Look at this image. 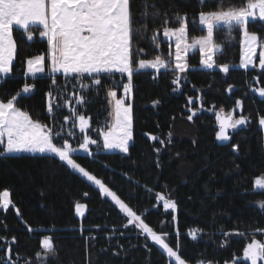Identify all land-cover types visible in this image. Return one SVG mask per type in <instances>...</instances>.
Masks as SVG:
<instances>
[{
	"label": "trees",
	"instance_id": "trees-1",
	"mask_svg": "<svg viewBox=\"0 0 264 264\" xmlns=\"http://www.w3.org/2000/svg\"><path fill=\"white\" fill-rule=\"evenodd\" d=\"M233 2L239 5L242 0ZM216 3L217 0H205L202 6L200 0H157L161 12H167L173 20L176 12L187 13L190 37L204 33L192 23L198 12L202 7ZM133 10L139 19L142 0H135ZM163 19V16L156 22L149 19L148 32L137 41L146 50L144 58L154 57L156 50L150 37L152 29L162 26ZM173 26L178 27L175 23ZM250 29L264 37V24L261 22L251 23ZM13 37L17 43V56L13 62V73L0 80V99L6 101L25 82L34 83V91L22 96L19 106L33 119L48 124L45 93L49 90L50 77L43 74L35 79L26 78L23 71L27 57L46 55L47 41L39 37L38 31L32 41L26 39L22 30H14ZM214 38L224 49L217 54V62L238 63L240 32L236 30L229 35L220 31ZM160 40V51L167 57L169 43L161 35ZM199 61L198 51L189 56L191 65L199 64ZM115 75L120 85L115 90L120 95L121 81L127 78ZM186 76L182 88L173 91L172 72L162 70L157 75L153 71H142L135 74L130 102L133 140L129 153L99 152L94 153V158L81 155L78 162L136 210L154 231L168 233L165 239L173 247L176 246L178 230L183 258L189 264H196L200 259L225 264L234 255L242 257L243 248L250 242L254 230L264 229V209L257 205L258 201L264 200V194L253 189V181L264 176V131L257 122L258 114H264V98L250 91V86L264 87V73L255 69L232 68L224 74L216 68L193 69ZM254 76L259 83L253 80ZM57 78L63 85V76L57 75ZM111 83L106 80L104 90L98 94L95 91L90 93L86 107L80 109L90 117L91 129L108 125L106 92ZM229 85H233L231 93L226 91ZM197 95L202 98V106L201 103L193 104L200 110L189 122L186 118L190 114L186 108L187 98L192 96L195 101ZM236 99L243 100L242 113L235 110ZM154 100L160 101L155 107L152 105ZM213 105L215 109L209 111ZM221 108L222 118L232 112L233 118L243 114L251 119L247 126L230 129L231 139L227 142L215 138L219 130L216 113ZM68 114L65 109L59 117L61 123L63 115ZM91 129L92 138L98 139V132ZM169 131L172 132V142L164 147L145 135L150 133L167 140ZM70 140L75 143L73 138ZM154 145L161 147L159 154L153 150ZM232 145H238V152L232 151ZM149 188L151 193L147 191ZM5 189L9 190L11 200L21 213L18 217L11 207L7 212L0 210V236L7 237L9 241L14 236L17 241L12 245L13 255L18 253L37 264L35 254L40 250V240L50 236L57 255L49 258L48 264H89V261L90 264H167L166 257L157 246L147 241L151 251L144 247L146 241L138 235V230L121 227L126 218L109 199L57 162L35 155L0 156V191ZM85 192L89 193L87 197ZM156 192L168 195L177 203L175 221L171 210L166 212L163 204L156 201ZM76 202L85 204L81 219L75 215ZM21 221L37 231L29 233ZM97 225L99 229L95 227ZM192 228L204 230L195 241L187 236ZM221 230L241 232L246 236L233 234L225 238ZM255 235L257 239L264 240V234ZM93 236L94 240L91 239ZM225 239L227 244L221 247V241ZM3 243L0 241V245ZM238 264L246 263L238 260Z\"/></svg>",
	"mask_w": 264,
	"mask_h": 264
},
{
	"label": "snow or ice",
	"instance_id": "snow-or-ice-1",
	"mask_svg": "<svg viewBox=\"0 0 264 264\" xmlns=\"http://www.w3.org/2000/svg\"><path fill=\"white\" fill-rule=\"evenodd\" d=\"M135 0H0V80L13 73L14 60L17 56V43L14 40V30H22L28 41L34 39V33L39 32V37L46 39L48 51L47 61L44 54L27 57L24 60V76L35 79L38 74H48L51 80L49 90L45 93V109L49 123L45 124L33 119L30 114L19 106V99L34 91L35 84L25 82L22 88L6 101L0 99V156H12L20 153L39 155L41 158L59 163L67 170L78 174L91 185L96 186L102 197H108L118 207L119 212L125 217L121 225L124 229H136L146 241L144 247L151 251L147 241L162 250L167 264H189L183 258L180 233H176V246L173 247L166 241L168 233L158 234L129 204L125 203L101 179L97 178L85 167L81 166L78 158L81 154L94 158L93 146L97 151H118L124 155L129 153L130 141L133 140L132 104L126 103L133 92V77L145 70H152L157 75L161 71L174 73L173 91L182 88V81L187 79L186 74L191 65L188 53L198 50L200 54L199 65L203 69L213 70L228 74L232 68L248 71L255 69L264 73V37L250 29V24L261 22L264 24V0H242L237 5L233 0H217L215 5L202 7L197 18L192 23L204 34L199 37L189 38V25L187 13L176 12L173 18L167 12H161L157 0H142V10L139 19L133 10ZM201 5L205 0H200ZM163 16L162 26L152 29L150 37L156 50L152 59L144 58L146 50L140 47L138 40L143 39L148 32L147 21L153 22ZM177 24L178 27L173 26ZM238 30L242 36L241 56L239 65L218 63L216 56L223 52V47L216 41L215 34L225 31L229 35ZM169 42L168 56L161 53L160 35ZM174 42L175 52H172ZM136 44L134 48L133 45ZM259 49V51H258ZM57 74L64 78L61 85ZM126 77L121 81L123 96L117 98L115 90L120 85L116 82V75ZM154 79L156 76L153 77ZM112 83L107 86L106 95L112 107L109 115L112 123L102 128L91 129L90 117L81 111L86 107L90 93L97 94L105 89V81ZM259 83L257 77H253ZM233 85L226 91L231 93ZM250 91L264 98V87L250 86ZM160 103L152 102L153 107ZM194 103H201L202 98L197 95L195 101L192 96L187 98V120L193 121L200 109L193 107ZM67 110L68 115H60ZM215 109L212 106L209 111ZM235 110L243 112V100L236 99ZM223 108L216 113L219 130L216 140L227 142L231 139V130L251 123L248 115H239L233 118L229 112L221 117ZM175 119V117H173ZM258 125L264 131V114H258ZM91 131L98 132L99 139L92 138ZM81 135H77V131ZM151 141H158L161 147L172 142V132L169 131L167 140L145 133ZM73 138L75 143L70 140ZM161 147L153 146L159 154ZM232 151L238 152V145H232ZM179 155V154H177ZM159 167V162H157ZM126 175V174H125ZM253 189L261 190L264 194V176L253 181ZM149 193L152 189H147ZM88 192L84 193L87 197ZM157 202H163L167 212L171 210L172 220H176L175 212L177 203L168 195L161 192L155 193ZM258 207L264 209V200L257 202ZM13 208L18 217L20 210L10 198L9 190L0 191V210L7 212ZM77 216L84 215L85 204H74ZM25 223L29 233L37 231ZM6 225L4 229L6 230ZM99 229V225L95 226ZM42 231V229L40 230ZM113 233L116 229L113 228ZM202 228H192L187 232L191 240H197L203 233ZM222 231L227 238L230 235L246 236L241 232ZM83 232V229H81ZM255 233L264 234V229L257 228L251 234L250 242L245 244L242 257L233 256L225 264H238V260L246 264H264V240L256 238ZM124 233L122 232L121 235ZM95 239V237H91ZM0 264H33L29 258L21 257L18 253L13 255L12 245L17 243L13 236L9 241L7 237L0 236ZM227 239L222 240L220 246L225 247ZM40 250L36 252L37 264H48L49 258L57 255V250L50 236L40 240ZM114 255L118 253H113ZM90 264V261H89ZM196 264H216L211 260L200 259Z\"/></svg>",
	"mask_w": 264,
	"mask_h": 264
},
{
	"label": "rangeland",
	"instance_id": "rangeland-1",
	"mask_svg": "<svg viewBox=\"0 0 264 264\" xmlns=\"http://www.w3.org/2000/svg\"><path fill=\"white\" fill-rule=\"evenodd\" d=\"M204 34V33H203ZM202 35V34H201ZM161 36H162V34H161ZM200 35H198V36H194V37H199ZM194 37H190L189 36V38L191 39V38H194ZM162 38H163V36H162ZM46 40V39H45ZM163 40H165L164 38H163ZM168 42V41H167ZM169 43V42H168ZM172 52L174 53L175 52V46H174V42H172ZM47 51H48V48H47ZM196 51H198V50H193V51H190L189 53H188V59H189V56H191L194 52H196ZM259 51V50H258ZM199 52V51H198ZM240 56H241V47H240ZM45 57H46V60H45V63L47 64L48 63V61H47V53H46V55H45ZM239 63H240V59H239V61H238V63H236L235 65H239ZM191 65V64H190ZM236 68H238V67H236ZM193 69H202L203 70V68H201L200 67V65L199 64H192L191 65V68H190V70H193ZM206 70H208V69H206ZM145 71H152V70H145ZM39 75H43V74H38L37 76H39ZM57 75H60V74H57ZM123 96V90L121 89V93H120V95H118V93H117V98H121ZM108 98V97H107ZM109 99V98H108ZM126 99V103H130L131 102V98L130 99H128V98H125ZM108 107H109V113L112 111V107H111V105L108 103ZM112 123V117L109 115V121H108V125H110ZM99 139V138H98ZM130 144H131V141H130ZM93 151H94V153H99V152H103V153H119L118 151H112V152H107V151H103V150H100V151H97L96 149H95V147L93 146ZM19 155H33V154H30V153H20V154H15V155H12V156H19ZM81 155H84V154H81ZM35 156H39V155H35ZM87 170V169H86ZM78 175V174H77ZM94 175V174H93ZM79 176V175H78ZM82 178V177H81ZM84 179V178H83ZM85 180V179H84ZM89 183V182H88ZM90 184V183H89ZM91 185V184H90ZM91 186H93L96 190H98L99 191V189L96 187V186H94V185H91ZM111 190V189H110ZM105 198H107V199H109L110 201H111V199L110 198H108V197H105ZM112 202V201H111ZM113 203V202H112ZM160 203H162L163 204V202H160ZM114 204V203H113ZM118 208V207H117ZM84 213H85V209H84ZM75 215H76V212H75ZM76 217L78 218V219H81L82 217H80V216H77L76 215ZM41 230V229H40ZM41 239H43V237L41 238ZM162 251V250H161ZM240 261V260H239ZM242 261V260H241ZM246 263V262H245ZM258 264H261V262H258Z\"/></svg>",
	"mask_w": 264,
	"mask_h": 264
}]
</instances>
